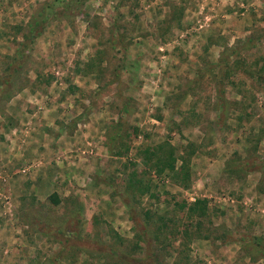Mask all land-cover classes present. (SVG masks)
I'll use <instances>...</instances> for the list:
<instances>
[{
    "label": "rangeland",
    "instance_id": "rangeland-1",
    "mask_svg": "<svg viewBox=\"0 0 264 264\" xmlns=\"http://www.w3.org/2000/svg\"><path fill=\"white\" fill-rule=\"evenodd\" d=\"M46 5L0 94V264H121L97 249L143 256L141 224L156 264H264V0H0V74ZM165 142L179 177L140 158Z\"/></svg>",
    "mask_w": 264,
    "mask_h": 264
},
{
    "label": "trees",
    "instance_id": "trees-1",
    "mask_svg": "<svg viewBox=\"0 0 264 264\" xmlns=\"http://www.w3.org/2000/svg\"><path fill=\"white\" fill-rule=\"evenodd\" d=\"M80 1V0H78ZM49 7V5H46L45 7L38 8L36 11L34 10L33 13L29 16L28 20L23 25H16V34H20V40L16 42V52L20 53V57L17 55L11 56L2 73L0 74V94L4 96V98H8L9 89L8 87L11 85H14V81L17 78V74L19 72V67L22 65V63L26 59L25 50L26 47L33 43L35 38L42 32L44 29L45 23H46V8ZM60 14V13H59ZM53 17H57L52 15ZM233 52V50L230 51V54ZM17 54V53H16ZM226 64V60H223L222 65ZM224 75V74H223ZM220 98L222 97V90H218ZM9 94V95H8ZM139 154L140 158L142 159V162L147 167L154 168L156 172L161 173L163 171L169 172V176L171 178L176 176H180V174L183 172L184 166H185V160H187L188 157L181 156L179 157L180 164L178 167L176 166V160L177 156L175 153V150L173 147L165 142L163 144H160L158 146H145L143 147ZM250 164H253V162H248L245 160V158H239L238 156H234L231 160H228L224 166V169L227 171H231L232 173L236 174H243L246 172L251 171ZM134 176H132V179L130 178L129 181V187L138 193H146L149 190L148 185L143 184L141 180L133 179ZM174 181L178 182V184L182 186H186L188 184V179L186 176L180 178V179H174ZM50 201L52 203L56 204L58 203V200H56L53 196L50 197ZM177 208L180 210H184L183 213L186 215L187 218H192L193 216H197L199 222H201V218H205L208 214V209L206 207L205 201L203 200H197L193 203H189L186 205L185 203H175L174 204ZM143 218L146 222H151L156 225L155 228V234H164L167 232V230L170 228L168 224H164L163 217L160 215H156L154 213H151L149 210L145 209L142 212ZM154 216V217H153ZM131 220L133 221L134 225L136 227L140 226V222L137 219V217L131 212ZM135 236L142 240L145 243V252L144 255L141 257H135L130 256L127 253H122L116 250H113L109 247H99L97 249V253L105 254L108 257H112L116 260H118L121 264L122 263H129V264H156L154 262V251L152 244L147 242L146 239V232L144 227L140 226L138 229V233H134ZM159 236V235H158ZM60 241V239H59ZM63 245H69L67 241H60ZM188 255H184L183 258L178 259V261H174L173 264H188Z\"/></svg>",
    "mask_w": 264,
    "mask_h": 264
},
{
    "label": "built area",
    "instance_id": "built-area-1",
    "mask_svg": "<svg viewBox=\"0 0 264 264\" xmlns=\"http://www.w3.org/2000/svg\"><path fill=\"white\" fill-rule=\"evenodd\" d=\"M24 170V169H23Z\"/></svg>",
    "mask_w": 264,
    "mask_h": 264
},
{
    "label": "crops",
    "instance_id": "crops-1",
    "mask_svg": "<svg viewBox=\"0 0 264 264\" xmlns=\"http://www.w3.org/2000/svg\"><path fill=\"white\" fill-rule=\"evenodd\" d=\"M59 134V133H58Z\"/></svg>",
    "mask_w": 264,
    "mask_h": 264
}]
</instances>
